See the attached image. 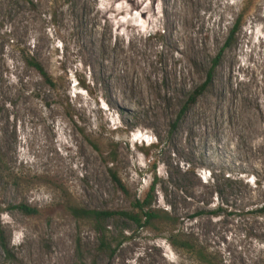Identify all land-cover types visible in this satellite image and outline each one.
<instances>
[{
  "label": "rangeland",
  "instance_id": "374dc122",
  "mask_svg": "<svg viewBox=\"0 0 264 264\" xmlns=\"http://www.w3.org/2000/svg\"><path fill=\"white\" fill-rule=\"evenodd\" d=\"M154 183L156 207L222 264H264L251 213L264 202V0H0V226L14 264H77V235L88 264H197L167 229H131L99 254L66 208L128 210Z\"/></svg>",
  "mask_w": 264,
  "mask_h": 264
},
{
  "label": "trees",
  "instance_id": "16d2710c",
  "mask_svg": "<svg viewBox=\"0 0 264 264\" xmlns=\"http://www.w3.org/2000/svg\"><path fill=\"white\" fill-rule=\"evenodd\" d=\"M238 30L239 21L230 31V35L227 38L230 41L226 42L221 48L220 54L212 59V65L208 72V80L211 79L215 68L218 66L221 54L231 47L232 43L230 42L234 40ZM24 61L26 66L34 69L45 83L52 86V81L49 75L35 58L26 54V56H24ZM202 87L203 86H200L189 93L186 102H184L181 107L178 119H181L183 114L195 104L197 98L203 92ZM112 156L114 155L112 154ZM110 159H112L110 160L111 163L115 161L114 158ZM107 170L116 191L122 193L126 198H130L128 189L119 178L113 166L109 167ZM155 188L156 184L154 183L151 185L150 191L146 197L142 200L133 198L130 201V208L128 210L90 209L82 208L73 204H68L66 208L75 220L86 222L91 226L97 237L98 246L96 252L99 254H108L109 256H112L115 249L121 243L120 240L114 242V237L120 236L124 239V233L129 232L131 229H143L156 232L167 229L170 234L168 240L170 245L173 248L192 256L197 264H222L219 255L214 251H210L209 248L201 243L199 238L194 236L191 231L178 228L181 220L179 216L170 212L168 209L156 207V202L154 200ZM15 209L20 214L27 217H33L39 214L38 208L30 207L26 204H18L15 206ZM220 213H222L220 208H217L212 212L215 216H220ZM251 213H254L257 217L264 220V202L261 205L256 206ZM201 214L202 213H198L196 216ZM0 250L3 256L2 264H14L17 262L16 255L9 247L8 240L1 226ZM74 256L77 264H88L85 259V250L80 235H77L75 238ZM90 264L98 263L93 260Z\"/></svg>",
  "mask_w": 264,
  "mask_h": 264
}]
</instances>
